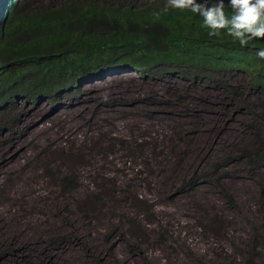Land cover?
Masks as SVG:
<instances>
[{
    "label": "rangeland",
    "instance_id": "374dc122",
    "mask_svg": "<svg viewBox=\"0 0 264 264\" xmlns=\"http://www.w3.org/2000/svg\"><path fill=\"white\" fill-rule=\"evenodd\" d=\"M223 95L122 73L4 111L0 264H241L253 241L264 264V161L240 159L253 117Z\"/></svg>",
    "mask_w": 264,
    "mask_h": 264
},
{
    "label": "trees",
    "instance_id": "16d2710c",
    "mask_svg": "<svg viewBox=\"0 0 264 264\" xmlns=\"http://www.w3.org/2000/svg\"><path fill=\"white\" fill-rule=\"evenodd\" d=\"M164 3L0 0V130L12 121L3 112L18 101L60 105L83 86L122 73L160 81L178 78L217 86L224 93L223 107L251 115L252 143L239 157L264 161V60L257 59L254 47L241 48L223 30L209 37L198 15L179 9L163 13ZM228 167L212 166L215 182L220 184L215 177ZM203 170L185 173L174 193L193 189ZM63 181L69 185L71 176ZM260 188L264 204V185ZM222 194L233 204L229 193ZM262 251L261 242L253 241L241 264H259Z\"/></svg>",
    "mask_w": 264,
    "mask_h": 264
},
{
    "label": "clouds",
    "instance_id": "9594fccd",
    "mask_svg": "<svg viewBox=\"0 0 264 264\" xmlns=\"http://www.w3.org/2000/svg\"><path fill=\"white\" fill-rule=\"evenodd\" d=\"M171 9L198 15L209 37H219L223 30L241 48L254 47L257 59L264 60V43H259L264 41V0H165L162 12Z\"/></svg>",
    "mask_w": 264,
    "mask_h": 264
}]
</instances>
